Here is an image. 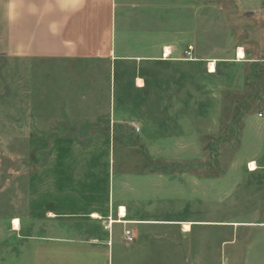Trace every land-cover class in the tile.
I'll return each mask as SVG.
<instances>
[{"label":"rangeland","instance_id":"374dc122","mask_svg":"<svg viewBox=\"0 0 264 264\" xmlns=\"http://www.w3.org/2000/svg\"><path fill=\"white\" fill-rule=\"evenodd\" d=\"M208 10L203 61L189 45L184 60L143 63L139 90L132 63L113 76L105 59L1 58L0 215L44 236L50 213L71 233L75 215L128 203L212 222L114 242L111 264H264V228L247 227L264 224V0Z\"/></svg>","mask_w":264,"mask_h":264},{"label":"crops","instance_id":"0c3cea01","mask_svg":"<svg viewBox=\"0 0 264 264\" xmlns=\"http://www.w3.org/2000/svg\"><path fill=\"white\" fill-rule=\"evenodd\" d=\"M208 9L209 0H0V59H105L113 76L118 64L132 63L139 90L145 86L139 74L143 63L184 60L183 51L189 45L195 55L187 60L203 61L206 55L200 53L208 43ZM121 206L125 214L119 217ZM90 213L75 215L78 223L71 233L62 231L57 221L64 216L50 213L51 233L44 236H35L14 213L0 215V264H111L114 242L124 247L134 244L141 231L158 226L180 229L186 236L194 224L212 222L147 217L128 203L116 208L112 203L103 219L99 212ZM109 219L117 221L108 225ZM184 223L190 225L188 229ZM238 223L242 222H231L234 229ZM249 225L264 228V224ZM126 228L133 232L132 242L124 238ZM189 246L192 250L190 243L185 248ZM192 255L194 260H204L201 252Z\"/></svg>","mask_w":264,"mask_h":264},{"label":"bare ground","instance_id":"6f19581e","mask_svg":"<svg viewBox=\"0 0 264 264\" xmlns=\"http://www.w3.org/2000/svg\"><path fill=\"white\" fill-rule=\"evenodd\" d=\"M165 53H166L165 56H167L169 54L167 49H165ZM236 57H237L238 61H240L244 58V53L240 48L238 49ZM208 68H209L210 72H212L214 70V61H209ZM248 166H249L250 170H255L257 168V165L254 161H250ZM124 214H125V209L123 206H121L119 209V217H122ZM93 216L99 217V215L97 213H93ZM116 221L117 220L109 219L110 224L113 222H116ZM14 225H15V227H18V220L17 219L14 220ZM183 226H184V228L188 229L190 225L188 223H184Z\"/></svg>","mask_w":264,"mask_h":264},{"label":"built area","instance_id":"2783aa9c","mask_svg":"<svg viewBox=\"0 0 264 264\" xmlns=\"http://www.w3.org/2000/svg\"><path fill=\"white\" fill-rule=\"evenodd\" d=\"M165 51L163 52V56L164 57H167V56H165ZM186 54L188 55V57L186 58V59H193V57L192 56H190V49H189V51H186ZM208 70H209V68H208ZM120 208V207H119ZM108 225H109V222H108ZM123 234H124V238H125V240L127 241V242H132L133 240H134V235H133V232L130 230V229H124V232H123Z\"/></svg>","mask_w":264,"mask_h":264}]
</instances>
